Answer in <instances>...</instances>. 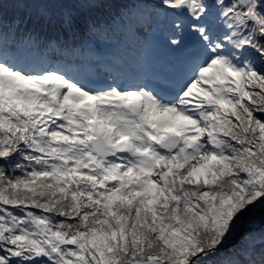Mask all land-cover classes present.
I'll list each match as a JSON object with an SVG mask.
<instances>
[{
    "label": "snow or ice",
    "instance_id": "6c2138e0",
    "mask_svg": "<svg viewBox=\"0 0 264 264\" xmlns=\"http://www.w3.org/2000/svg\"><path fill=\"white\" fill-rule=\"evenodd\" d=\"M0 264H264V0H0Z\"/></svg>",
    "mask_w": 264,
    "mask_h": 264
}]
</instances>
